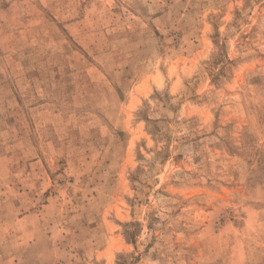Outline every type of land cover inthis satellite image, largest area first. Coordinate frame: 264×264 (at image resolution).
<instances>
[{
	"label": "rangeland",
	"instance_id": "obj_1",
	"mask_svg": "<svg viewBox=\"0 0 264 264\" xmlns=\"http://www.w3.org/2000/svg\"><path fill=\"white\" fill-rule=\"evenodd\" d=\"M0 264H264V0H0Z\"/></svg>",
	"mask_w": 264,
	"mask_h": 264
}]
</instances>
